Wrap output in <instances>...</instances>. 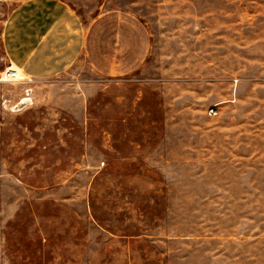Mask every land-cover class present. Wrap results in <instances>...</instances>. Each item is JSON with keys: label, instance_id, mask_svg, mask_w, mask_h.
<instances>
[{"label": "rangeland", "instance_id": "1", "mask_svg": "<svg viewBox=\"0 0 264 264\" xmlns=\"http://www.w3.org/2000/svg\"><path fill=\"white\" fill-rule=\"evenodd\" d=\"M67 1L149 55L0 82V264H264V0Z\"/></svg>", "mask_w": 264, "mask_h": 264}, {"label": "crops", "instance_id": "2", "mask_svg": "<svg viewBox=\"0 0 264 264\" xmlns=\"http://www.w3.org/2000/svg\"><path fill=\"white\" fill-rule=\"evenodd\" d=\"M149 51V33L131 13L101 11L84 26L67 0H0V73L10 67L23 84L65 73L78 56L96 74L122 78L138 71Z\"/></svg>", "mask_w": 264, "mask_h": 264}, {"label": "built area", "instance_id": "3", "mask_svg": "<svg viewBox=\"0 0 264 264\" xmlns=\"http://www.w3.org/2000/svg\"><path fill=\"white\" fill-rule=\"evenodd\" d=\"M0 82H13V83H22L24 79L19 76V72L13 70L12 68H6L0 73ZM26 93H29V90H26ZM211 113H214L212 111Z\"/></svg>", "mask_w": 264, "mask_h": 264}, {"label": "bare ground", "instance_id": "4", "mask_svg": "<svg viewBox=\"0 0 264 264\" xmlns=\"http://www.w3.org/2000/svg\"><path fill=\"white\" fill-rule=\"evenodd\" d=\"M26 101H28V100L27 99H24L23 102H22V104H25Z\"/></svg>", "mask_w": 264, "mask_h": 264}]
</instances>
